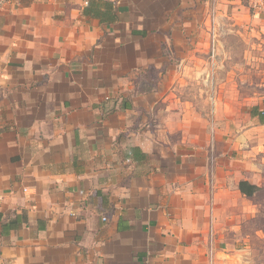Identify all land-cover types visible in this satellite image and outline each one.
<instances>
[{
  "label": "crops",
  "instance_id": "0c3cea01",
  "mask_svg": "<svg viewBox=\"0 0 264 264\" xmlns=\"http://www.w3.org/2000/svg\"><path fill=\"white\" fill-rule=\"evenodd\" d=\"M246 2L11 0L0 264L246 263L258 193L239 184L264 188V13ZM228 35L260 95L239 97ZM238 98L260 101L243 123Z\"/></svg>",
  "mask_w": 264,
  "mask_h": 264
},
{
  "label": "rangeland",
  "instance_id": "374dc122",
  "mask_svg": "<svg viewBox=\"0 0 264 264\" xmlns=\"http://www.w3.org/2000/svg\"><path fill=\"white\" fill-rule=\"evenodd\" d=\"M226 43L230 44L231 55L233 61H236L238 65L235 70V75L237 76V85L236 89L239 93V97L243 98L246 93H249L251 90L262 91L259 86L249 85L245 83V76L248 74V81L252 80L253 82H257L260 80V69L254 70H245L242 67V57L244 50V43H242L236 36H226ZM228 70L222 69L220 71V77L223 79L227 75ZM200 87V86H199ZM206 91V87H205ZM253 96V94H252ZM260 101H245L243 99H239L235 102H230L231 108H235L237 114L235 118H237L238 122H244L245 118V110L249 109L250 104L259 103ZM222 105H225V102L222 101ZM248 111V110H247ZM252 206L255 207L254 212L251 214H247L246 216H239V219L244 224L241 228L240 235L241 237L238 239L237 247L240 250L246 251L245 264H264V188L256 195V197L250 202Z\"/></svg>",
  "mask_w": 264,
  "mask_h": 264
},
{
  "label": "built area",
  "instance_id": "2783aa9c",
  "mask_svg": "<svg viewBox=\"0 0 264 264\" xmlns=\"http://www.w3.org/2000/svg\"><path fill=\"white\" fill-rule=\"evenodd\" d=\"M11 3V0H0V15L5 10L6 6ZM247 6L251 11L264 13V0H247ZM3 198L0 196V210L2 207Z\"/></svg>",
  "mask_w": 264,
  "mask_h": 264
},
{
  "label": "trees",
  "instance_id": "16d2710c",
  "mask_svg": "<svg viewBox=\"0 0 264 264\" xmlns=\"http://www.w3.org/2000/svg\"><path fill=\"white\" fill-rule=\"evenodd\" d=\"M239 190L244 197L252 198L256 193L261 191V188L256 185H252L248 181H241L239 184Z\"/></svg>",
  "mask_w": 264,
  "mask_h": 264
}]
</instances>
